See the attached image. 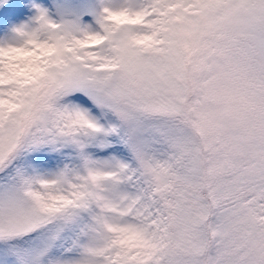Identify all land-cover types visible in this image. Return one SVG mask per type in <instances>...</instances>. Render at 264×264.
Instances as JSON below:
<instances>
[{
    "label": "snow or ice",
    "instance_id": "snow-or-ice-1",
    "mask_svg": "<svg viewBox=\"0 0 264 264\" xmlns=\"http://www.w3.org/2000/svg\"><path fill=\"white\" fill-rule=\"evenodd\" d=\"M15 11L0 264H264V0Z\"/></svg>",
    "mask_w": 264,
    "mask_h": 264
},
{
    "label": "rangeland",
    "instance_id": "rangeland-1",
    "mask_svg": "<svg viewBox=\"0 0 264 264\" xmlns=\"http://www.w3.org/2000/svg\"><path fill=\"white\" fill-rule=\"evenodd\" d=\"M15 9L16 0H10L9 6L5 7L3 10H0V17H2L5 22H8L9 19L13 21L17 20L18 16Z\"/></svg>",
    "mask_w": 264,
    "mask_h": 264
}]
</instances>
